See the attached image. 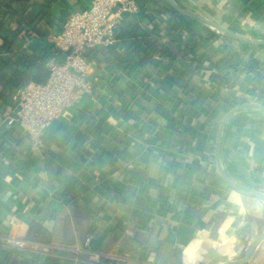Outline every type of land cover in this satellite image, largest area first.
Masks as SVG:
<instances>
[{"label": "crops", "instance_id": "0c3cea01", "mask_svg": "<svg viewBox=\"0 0 264 264\" xmlns=\"http://www.w3.org/2000/svg\"><path fill=\"white\" fill-rule=\"evenodd\" d=\"M173 1L234 32L264 38V0ZM136 2L137 12L120 17V31L134 32L118 39L113 58H98L92 94L67 108L31 150L15 121L13 93L34 84L32 58L47 67L62 60L49 38L91 0H0V239H25L33 224L52 237L36 252H18L24 264H119L72 253L83 251L88 237L89 252L128 254L130 264H226L242 259L264 232V202L231 190L215 159L226 114L247 103L264 107V93L251 84L264 77V47L173 15L165 0ZM156 27L181 32L185 42L201 35L202 42L187 54L179 42L156 37ZM209 31L218 37H207ZM164 46L172 56L161 53ZM251 59L259 65L249 72ZM214 73L236 87L214 91ZM219 162L238 189L264 195L261 112L244 109L227 120ZM6 253L0 240V264L13 259ZM246 264H264V239Z\"/></svg>", "mask_w": 264, "mask_h": 264}, {"label": "built area", "instance_id": "2783aa9c", "mask_svg": "<svg viewBox=\"0 0 264 264\" xmlns=\"http://www.w3.org/2000/svg\"><path fill=\"white\" fill-rule=\"evenodd\" d=\"M138 8L136 0H91L87 9L69 15L60 31L49 38L62 60L49 65V74L43 83L17 87L13 93L18 102L15 121L27 134L31 150L41 147L46 129L67 108L92 94L99 81L94 74L98 58L115 56L113 48L115 50L118 44L120 17L124 13H135ZM0 240L6 251L13 253L26 249L36 252L48 246L12 237ZM83 248L72 253L91 254L96 257V263L100 257L119 264L132 261L128 254L89 252L90 237L84 241Z\"/></svg>", "mask_w": 264, "mask_h": 264}, {"label": "trees", "instance_id": "16d2710c", "mask_svg": "<svg viewBox=\"0 0 264 264\" xmlns=\"http://www.w3.org/2000/svg\"><path fill=\"white\" fill-rule=\"evenodd\" d=\"M170 12L173 15L179 16L177 13L173 12L172 9H170ZM188 20L190 22L192 21L190 19H188ZM188 29H190V28L188 27ZM122 30L123 31H120V29H119V35H118L119 38L120 37H125L126 35H130V34H132L134 32V30H133L132 27H125ZM156 31H157L156 37H158V36L160 38L161 37H163V38L165 37L169 41L172 40L174 43H178L179 42V44H181L182 46H184L183 52H186L187 54H191V51L190 50L192 48V43H196L197 41L199 43L202 42L201 41L202 36L200 35L201 36L200 37L199 35H196V34L192 35L191 36L192 39L187 40L188 42H185L184 41L185 39H184L183 34L181 32H177L176 30L169 29L168 27H162V28L156 27V29L154 30L153 33L155 34ZM189 31L190 32H188V33L190 34V33H193L192 31H194V30H189ZM160 35H162V36H160ZM208 36H212L213 38L218 37L216 34L212 33L211 31H209V34L207 35V37ZM150 37L151 36H149L147 34L145 36V38H148V39ZM0 40H2V41L4 40L5 41V39L2 38L1 35H0ZM2 45H4L3 47L6 46L5 44H2ZM243 45H245V44H243ZM245 46H248V45H245ZM1 47L2 46H0V48ZM249 47H251V46H249ZM254 48H256V47H254ZM257 48H261V47H257ZM52 49H53V47H52ZM113 51H117V48H115V50L113 48ZM144 53H146V55H148L150 53H153V51L149 48ZM161 53L163 55H167V56L168 55H171L172 56L171 52L167 48H165V46L162 47V52ZM248 53L249 52L246 50L245 51V54H248ZM103 60H107V59H103ZM192 60L193 59H191L190 62H192ZM130 61H132V60H130ZM108 62H110V61H108ZM32 63L36 66V69H37V74L32 79V82L34 84H41V83H43L47 79L48 74H49V69L46 66V64L42 60H40L38 58H32ZM258 65L259 64L256 61L254 62L251 59L249 61V64H248V66L246 68H247V70L249 72H252L253 70H255L258 67ZM133 66H135V63L134 64L131 63V65H129L130 68H134ZM196 69L198 70L197 67H196ZM260 83H263V85L261 86ZM209 84L211 85V88L214 89V91H218V90H229V89H232V88L236 87V83L235 82H233L231 79H227L222 74H218V73H214V74H212L210 76ZM251 84L254 85V87L256 89L259 90V94L263 95V93H264V77L263 76H257L256 77V81H253ZM202 95H203V92H197L195 96L196 97H199V96H202ZM213 104H214V102H213ZM201 112H203L204 116H206L207 113L209 112V109L208 110H204V111L202 110ZM25 240L28 241V242H32V243H37V244H42V245H50L51 242H52V237H51V235L43 227H41L38 224H33L31 226V228H30V231L26 235ZM6 252H7L6 254H7L8 259L11 256L14 255L13 259L8 264H24V262H22L21 260H19L18 255H16L17 253H13V252H10V251H6Z\"/></svg>", "mask_w": 264, "mask_h": 264}, {"label": "water", "instance_id": "95a60500", "mask_svg": "<svg viewBox=\"0 0 264 264\" xmlns=\"http://www.w3.org/2000/svg\"><path fill=\"white\" fill-rule=\"evenodd\" d=\"M166 3L169 5V7L178 15H181L185 18H188L192 21H195L196 23L202 25L203 27L211 30L212 32L218 34L219 36L237 42V43H241V44H245L248 46H252V47H264V39H253L251 37H248L246 35L234 32L230 29H227L225 27H222L208 19H206L205 17L188 11L182 7H180L178 4H176L173 0H165ZM244 109H255L259 112H261L264 115V107H262L259 104L256 103H247V104H243L240 105L234 109H232L231 111H229L226 116L224 117L222 123L219 126L217 135H216V144H215V159H216V168L220 174V176L222 177L223 181L225 182V184L234 192H236L239 195L242 196H246V197H251L254 199H257L259 201L264 202V195L262 194H254V193H247L244 192L240 189H238L236 186H234L230 180L227 178V176L224 174L221 166H220V162H219V154H220V141H221V134H222V130L223 127L225 125V123L227 122V120L234 115L235 113L244 110ZM264 239V232L261 233L246 249L244 256L242 259L240 260H235V261H231L229 263L226 264H246L250 258L252 257V255L254 254L255 250L258 248V246L260 245V243L262 242V240Z\"/></svg>", "mask_w": 264, "mask_h": 264}, {"label": "rangeland", "instance_id": "374dc122", "mask_svg": "<svg viewBox=\"0 0 264 264\" xmlns=\"http://www.w3.org/2000/svg\"><path fill=\"white\" fill-rule=\"evenodd\" d=\"M262 38H263V37H262ZM262 38H261V39H262ZM263 39H264V38H263Z\"/></svg>", "mask_w": 264, "mask_h": 264}]
</instances>
